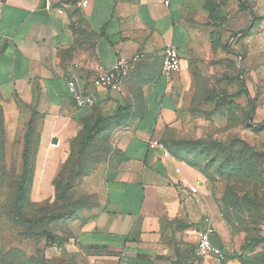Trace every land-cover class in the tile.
<instances>
[{
	"label": "crops",
	"instance_id": "obj_1",
	"mask_svg": "<svg viewBox=\"0 0 264 264\" xmlns=\"http://www.w3.org/2000/svg\"><path fill=\"white\" fill-rule=\"evenodd\" d=\"M190 3L0 0L6 163L16 158L21 164L31 122L39 144L35 181H50L84 125L105 119L94 141L105 139L106 153L82 176L76 192L88 201L69 223L86 264H184L195 253L205 209H215L200 176L149 146L162 141L161 129L174 120L191 86ZM245 14L236 26L247 22ZM168 44L178 48L182 65L170 77L162 73ZM118 62L130 63L121 92L93 86L99 69ZM67 78L93 98L92 106H76ZM178 184L197 186L198 193L182 198ZM218 225L214 216L212 226ZM215 235L224 252L221 234Z\"/></svg>",
	"mask_w": 264,
	"mask_h": 264
},
{
	"label": "rangeland",
	"instance_id": "obj_2",
	"mask_svg": "<svg viewBox=\"0 0 264 264\" xmlns=\"http://www.w3.org/2000/svg\"><path fill=\"white\" fill-rule=\"evenodd\" d=\"M242 1L253 15L236 26L241 12L238 0H191V86L174 120L160 132L174 158L201 177L205 197L215 208L205 209L212 223L214 216L217 219L219 225L213 230L221 234L224 244L225 259L215 264H264V173L260 182L255 180L258 168L250 177L241 172L233 176L217 174L218 166L228 160L220 148L231 147L234 141L251 149L241 150L249 154L248 158L264 157V0ZM212 11L226 19L221 28L209 24ZM212 32L221 42L211 39ZM244 91L248 96L240 95ZM217 94L223 100L212 102ZM80 138L78 135L72 141L67 157L50 181H35L39 149L35 141L34 172L22 196L18 194L22 165L16 158L7 160L8 172L0 175V264H86L69 228L74 214L67 208L69 200L73 209L83 206L76 189L82 176L103 158L106 141L95 140L79 157ZM76 166L81 173L74 176ZM67 182L72 189L66 190ZM53 214L55 217L33 229L34 233L51 232L56 240L53 246L44 238L29 236L27 221ZM194 261L193 253L184 264Z\"/></svg>",
	"mask_w": 264,
	"mask_h": 264
},
{
	"label": "trees",
	"instance_id": "obj_3",
	"mask_svg": "<svg viewBox=\"0 0 264 264\" xmlns=\"http://www.w3.org/2000/svg\"><path fill=\"white\" fill-rule=\"evenodd\" d=\"M238 2H239V9L241 10V12L247 11L248 12L247 14L251 17L253 14L248 9V7L244 3V1L238 0ZM208 19H209V24L214 26V27H217V28H221L226 22V19L222 18L220 15V12H218V11L210 12ZM236 34H238V33H234V35H236ZM210 36H211L212 40H214L218 43L221 42V40L218 38V36L216 35L215 32H212ZM240 95L248 96V93L246 91H244V92L240 93ZM222 100L223 99H221V97L218 94L215 95L214 97H212V99H211V101L215 102V103L222 101ZM248 101L250 102L251 100L248 99ZM104 121H105V119L101 118V119L94 120L91 124L84 125L82 132L79 134L82 136V138H80L81 142H80V145H79L78 151H77V154L79 157H82L84 155L85 151L89 148V146H91L94 143L95 136L97 135V133L100 132L99 131L100 127L104 123ZM35 141H37V134L34 133V128L31 127V122H30L28 124V130L24 134V148L22 151V162H21L22 169H21L20 175L18 177V182L20 183L18 186V191H19L18 194H20L21 196H22L23 192L27 191L26 190V183H27V181L31 180L30 176L34 172L33 144ZM71 147H72V145H71ZM220 149L222 151V153L221 152L220 153L224 155V158H228V160L224 161L226 163H222L218 166L217 169L220 171H217L218 172L217 174L226 173L228 176H233V175H236L237 173L241 172L242 174H246L248 177H250V176H252L251 173L256 171L258 168L259 173H257L258 177L255 180L260 182V180L262 179L261 176L264 173L262 170V162L264 161V157L251 155L252 157L248 158L247 155H249V154H247L245 152H244V154H242L241 150L251 152V149L241 141H234L231 144V147H221ZM235 150H236V152H235ZM225 152H227L228 155L225 154ZM169 153L172 155V153L170 151H169ZM231 156H233L234 158H231ZM252 158H253V160H251ZM226 164L228 167L226 166ZM7 172H8V170L6 168L5 150H4L2 111L0 108V175L1 174H7ZM80 173H81V171H79V168L76 166L74 176H77ZM250 180L251 179H249V181ZM70 189H72V184H71V182H69V183L67 182L66 183V190H70ZM66 190H65V193H66ZM20 195H18V196L20 198H22ZM80 200L84 203L83 206L85 205V202L88 201V199L83 198V197ZM254 201H255V203L258 204V202L255 198H254ZM82 207L77 208V209H73V203L69 200L67 210L70 214H74L73 218H71L70 221L77 217L78 212L82 209ZM251 208H254V207L251 206ZM53 217H55L54 214L53 215H47V216H44V217H41V218H38L35 220L27 221L29 236H31V237L37 236V237L44 238L46 240L47 245L53 246L56 243V240H55V237L53 236V234L51 232H48V231H42V232H37V233L33 232V229L35 228V226L37 224H39L43 221H46L48 219H51ZM195 257H196V255H195Z\"/></svg>",
	"mask_w": 264,
	"mask_h": 264
},
{
	"label": "built area",
	"instance_id": "obj_4",
	"mask_svg": "<svg viewBox=\"0 0 264 264\" xmlns=\"http://www.w3.org/2000/svg\"><path fill=\"white\" fill-rule=\"evenodd\" d=\"M49 2V0H47ZM170 0H164L168 5ZM82 6H86V2H82ZM138 57H135L137 59ZM130 69V63L118 62L110 69H99L94 77L92 84L95 87L105 88L114 92H121L123 90L124 78ZM182 70L181 60L178 48L175 45L168 44L164 47L162 57V73L170 77L174 74L180 73ZM66 85L68 93L74 99L78 108L90 107L93 105V98L88 95L79 83L74 78H67ZM149 146L152 149H158L166 158L171 157L168 149L161 140H151ZM179 172V169H177ZM185 188L183 184H178L176 189L182 198L189 197L192 194L198 193V187L188 185ZM197 243L195 247L196 264H204V261L212 257L217 263L225 259L224 252L214 247L210 241V235L214 234L212 221L206 217L203 221V227L197 232Z\"/></svg>",
	"mask_w": 264,
	"mask_h": 264
},
{
	"label": "water",
	"instance_id": "obj_5",
	"mask_svg": "<svg viewBox=\"0 0 264 264\" xmlns=\"http://www.w3.org/2000/svg\"><path fill=\"white\" fill-rule=\"evenodd\" d=\"M210 241L214 247L218 248L219 250L223 249L222 243L215 234L210 235Z\"/></svg>",
	"mask_w": 264,
	"mask_h": 264
}]
</instances>
